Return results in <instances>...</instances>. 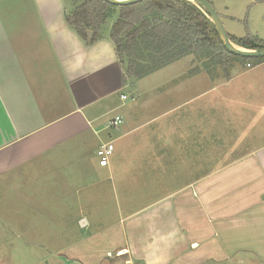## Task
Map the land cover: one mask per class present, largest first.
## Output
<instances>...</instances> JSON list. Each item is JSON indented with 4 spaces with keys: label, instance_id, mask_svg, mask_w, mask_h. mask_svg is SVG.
<instances>
[{
    "label": "crops",
    "instance_id": "0c3cea01",
    "mask_svg": "<svg viewBox=\"0 0 264 264\" xmlns=\"http://www.w3.org/2000/svg\"><path fill=\"white\" fill-rule=\"evenodd\" d=\"M68 6L0 0V231L36 245L47 208L79 238L56 264H264V61L225 77L188 55L126 78Z\"/></svg>",
    "mask_w": 264,
    "mask_h": 264
},
{
    "label": "trees",
    "instance_id": "16d2710c",
    "mask_svg": "<svg viewBox=\"0 0 264 264\" xmlns=\"http://www.w3.org/2000/svg\"><path fill=\"white\" fill-rule=\"evenodd\" d=\"M211 2V0H209ZM67 23L84 39L88 30L101 36L109 17L119 10L110 38L125 70L126 78H141L185 56L194 55L205 70L223 68L229 77L230 66L238 56L223 44L204 7L191 0H143L120 6L105 0H70ZM231 40L247 49L264 48V39L247 32L229 34ZM252 65L264 57H242Z\"/></svg>",
    "mask_w": 264,
    "mask_h": 264
},
{
    "label": "rangeland",
    "instance_id": "374dc122",
    "mask_svg": "<svg viewBox=\"0 0 264 264\" xmlns=\"http://www.w3.org/2000/svg\"><path fill=\"white\" fill-rule=\"evenodd\" d=\"M67 3L70 6V0H67ZM213 5L215 9L223 15L222 19L228 33H233V31H238V33L243 34H246L248 31H259L264 33V12L262 11L264 8L263 0L258 4L251 3V0H213ZM118 14L119 10H116L112 16L109 17L106 24L103 26V35L110 36L112 26L117 20ZM193 56L194 55H191V58L196 59V57ZM238 62L243 67H246L244 58H235L233 65L238 64ZM215 70L218 74L221 72L223 74V68L221 66L216 67ZM160 76L161 75L157 74L153 77H148L145 80L150 81L151 78L153 79V82L156 83L160 81ZM130 82L124 87L125 91H130L132 87ZM11 194V197L16 198L15 191H11ZM111 200L113 199L108 196L107 203L109 205L111 204L110 207L105 202V206L102 205V207H98V212H112L114 202ZM33 209L39 213V208ZM77 209V207L63 206L51 208V211L55 214L60 213L61 215H67L69 212L74 213ZM5 214L9 216V213ZM40 215L44 217L41 220L43 224L40 223V233L35 238H32L36 240L34 243L36 245H30L29 243L32 241L29 240L30 242H28L26 239L19 238L17 233L0 231V264H56V260L51 262V256H55L60 252H62L63 255H69L65 249H67L68 245L71 243L77 242L79 238H73L74 233L68 232L67 229L64 228L66 224L63 223L56 224V231L52 233L51 231H53L54 228H51V216L47 208H40L38 216ZM9 221L12 223L14 222L13 220ZM1 226L2 224L0 223V227ZM59 228H63L64 233H60ZM57 258L60 259V257ZM231 264H235L234 260Z\"/></svg>",
    "mask_w": 264,
    "mask_h": 264
},
{
    "label": "water",
    "instance_id": "95a60500",
    "mask_svg": "<svg viewBox=\"0 0 264 264\" xmlns=\"http://www.w3.org/2000/svg\"><path fill=\"white\" fill-rule=\"evenodd\" d=\"M111 4L114 5H120V6H126L131 5L137 2H141L143 0H105ZM192 2L196 3L199 6H202L205 8V10L208 12L210 19L213 21L216 30L219 33V36L224 44V46L232 53H235L238 56L242 57H264V48H258V49H247L244 47H241L237 44H235L227 32L223 19L219 12L215 9L212 2L209 0H191ZM94 32L92 30H88V40L91 42L93 38Z\"/></svg>",
    "mask_w": 264,
    "mask_h": 264
},
{
    "label": "built area",
    "instance_id": "2783aa9c",
    "mask_svg": "<svg viewBox=\"0 0 264 264\" xmlns=\"http://www.w3.org/2000/svg\"><path fill=\"white\" fill-rule=\"evenodd\" d=\"M250 65V64H249ZM123 98H127L126 95L122 96ZM123 122V118L121 116H117L111 123L112 126H118ZM114 144L111 142L104 143L97 150V154L100 157V164L105 166L109 162V157L113 153Z\"/></svg>",
    "mask_w": 264,
    "mask_h": 264
}]
</instances>
